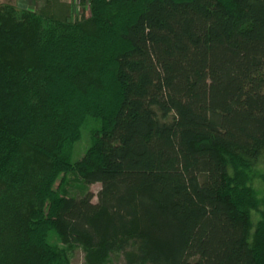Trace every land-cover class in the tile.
<instances>
[{"label":"trees","instance_id":"trees-1","mask_svg":"<svg viewBox=\"0 0 264 264\" xmlns=\"http://www.w3.org/2000/svg\"><path fill=\"white\" fill-rule=\"evenodd\" d=\"M83 1L0 4V264H264V0Z\"/></svg>","mask_w":264,"mask_h":264},{"label":"rangeland","instance_id":"rangeland-1","mask_svg":"<svg viewBox=\"0 0 264 264\" xmlns=\"http://www.w3.org/2000/svg\"><path fill=\"white\" fill-rule=\"evenodd\" d=\"M28 1V4L23 3V8H33L46 14H54L60 18L67 20H78L82 16H86L87 10L84 7L83 0H23ZM10 3L14 6L18 5L17 0H0V4ZM87 6V5H86ZM20 7V5H19ZM100 120L97 116L86 114L82 118L79 126V134L73 141L67 144L69 159L71 162L78 160L86 148L92 143V135L99 127ZM67 185L71 193L81 192L85 187L94 193L93 201H96V193L100 188L99 183H92L84 186L81 180L75 175L67 176ZM51 242L56 243L55 236H51ZM61 250V255L67 261V264H126L124 257L119 252H112L106 256H98L95 252L87 251L81 247L67 248L64 245L58 244Z\"/></svg>","mask_w":264,"mask_h":264},{"label":"crops","instance_id":"crops-1","mask_svg":"<svg viewBox=\"0 0 264 264\" xmlns=\"http://www.w3.org/2000/svg\"><path fill=\"white\" fill-rule=\"evenodd\" d=\"M17 1H18V5H21V6L24 5L23 3L28 4V1H26V2H23V0H17Z\"/></svg>","mask_w":264,"mask_h":264}]
</instances>
